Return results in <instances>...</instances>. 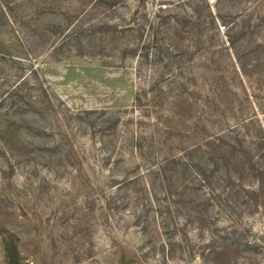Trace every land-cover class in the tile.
I'll list each match as a JSON object with an SVG mask.
<instances>
[{"label":"rangeland","instance_id":"374dc122","mask_svg":"<svg viewBox=\"0 0 264 264\" xmlns=\"http://www.w3.org/2000/svg\"><path fill=\"white\" fill-rule=\"evenodd\" d=\"M121 1L115 11L99 8L82 17L79 4L87 11L88 0H33L22 12L24 28L19 21L10 27L0 17V264H264V209L241 218L226 216L215 201L198 196L206 194L202 187L192 189V199L181 201L176 184L169 187L165 177L151 185L145 160L125 143L130 133L138 132L148 143L159 144L155 157L161 161L201 143L204 134L221 125L239 124L255 114L264 120L257 81L245 77L242 82L232 68V55L222 51L231 36L238 37L245 20L264 42V0ZM158 10L159 36L177 16L188 14L191 19L182 28L198 29L206 38L203 44L208 43L206 52H221L220 70L236 90L228 103L210 85L213 68L206 60L192 65L186 58L187 72L198 69L197 89L187 75L193 89L185 84L183 92L194 98L192 105L183 103L172 109L173 119L167 116L169 96L180 87L165 80L159 110L146 115L135 107L142 82L136 59L128 56L120 63L109 57L122 38L97 27L76 38V48L53 53V35L34 32L51 29L58 40L55 27L86 25L97 18L142 21L147 16L151 24L158 22ZM34 17L38 22H32ZM25 31L28 37L37 36L36 48L44 51L30 58L39 65L32 77L44 78L49 89L20 84L13 91L30 71ZM162 43L170 47L164 37ZM48 93L53 101L44 96ZM218 101L225 104L221 113ZM85 110L133 119L117 135L107 136L101 131V115H77Z\"/></svg>","mask_w":264,"mask_h":264},{"label":"trees","instance_id":"16d2710c","mask_svg":"<svg viewBox=\"0 0 264 264\" xmlns=\"http://www.w3.org/2000/svg\"><path fill=\"white\" fill-rule=\"evenodd\" d=\"M88 1H90V4L87 11H84L87 6L83 7L82 2L79 4L80 10H77V14L83 12L82 17L95 15L99 8H103L106 12H112L124 4L121 0ZM31 2L33 0H0V17H3L6 21L8 20L10 27L18 21L23 27L26 25L24 23L26 16L21 18L23 16L22 12ZM36 14L40 16L42 12L39 11ZM68 16L71 17L72 15ZM180 17L177 16L171 26L172 22L167 23L170 27L165 29L162 36H159V10L156 13L158 20H155L158 22L151 24H147V16H144L142 21H136L134 18L128 20L124 17L116 22H110L97 18L86 25L76 23L77 25L69 28L64 25L55 27L54 31H59L57 33L61 34V38L58 40H55L57 38L56 33L54 34L51 29H43L41 32L35 30L34 32L48 34V36L53 35V40L50 43H54L53 53H56V49L58 51L66 47L76 48V38L79 39L83 34L94 33L97 27L115 33V38H122L123 43H120L112 51L115 55L109 57H114L120 63L128 56L135 58L139 79L142 80L135 95V107L142 110L144 114L147 113L146 115H149L153 110H159V99L163 95L159 91L160 88H163L165 80L174 82L176 87L178 86L180 89L175 96H169L167 106L171 110H166L168 111L167 116L173 119L176 113L172 109L183 103L191 105L193 103L194 98L190 97L189 92H187L188 97L183 94V92H186L185 84L188 85L190 91L193 89L192 83L187 81L188 77L193 82L195 81L193 85L197 89L195 75L198 69L192 67L190 72H187L185 68L187 62H183L186 58L192 65L199 60L203 62L206 60L207 64L213 68L210 85L213 84L214 87L218 88L220 95L224 96L225 103L230 101L229 98L236 91L230 89L229 83L225 82L224 73L220 70L221 52H206L208 43L203 44V39L206 38L201 35L198 29L185 30L182 28L184 23H188L191 16L187 14ZM38 18L34 17L31 21L38 22ZM164 22H167V20H164ZM248 22L249 20L244 21V25L240 27L238 32V37L231 36L227 45L222 47V51L228 50L232 55V68L242 82L245 77L249 79L252 77L257 81L262 93L259 108L264 111V42L255 37V28H252V25ZM22 34L24 48H27L29 52L31 51V55L24 52L25 56L28 55L25 60L28 62L27 65L30 71L21 77L20 82L13 91L18 89L20 84H22V87L27 84L30 85L31 90L41 89V87L49 89V85L45 84L44 78L33 79L32 77L38 75L39 65L35 64V59L31 60L30 58L38 56L40 52L42 53L40 56L44 53L43 49L38 51L36 48L38 38L37 36L31 37L29 34V39L26 31ZM185 36H189L190 40H184ZM162 37L170 42L169 48L163 45ZM185 43L189 46H185L187 45ZM206 54L208 56H205ZM198 55L199 59L196 60ZM32 80L34 81L32 82ZM49 93L44 94L46 99H49ZM196 95L198 94L193 96L195 99ZM254 97L255 95H252L250 98ZM27 98L29 101L32 100L33 95L31 92ZM51 98L52 96H50V100ZM224 102H217L222 108L219 111L220 113L225 108ZM27 103L30 105L29 102ZM215 107L218 109L217 106ZM84 113L101 115L103 120L100 126L101 131L106 132L107 136L117 135L118 128L133 119L124 118L120 113L98 112V110L80 111L77 115L81 116ZM141 118L135 119L137 123L141 122ZM204 135L206 138L201 143L186 146L179 155H168L163 157L161 161L155 157V154L159 152V144L152 139L151 143H148L140 133L135 132L127 136L125 143L134 146L139 151L142 159L145 160L147 175L151 177V185H153L154 180L159 183V176L165 177L169 187L176 184L175 193L179 200L192 199L193 194L191 193L194 192L192 189L199 190L198 187H202L206 194L198 196L212 202L215 201L226 216L241 218L245 214H261V210L264 209V120H259L257 114L250 115L241 120L239 124H232L228 127L221 125L220 130ZM186 174L192 175V179L180 176ZM172 175L175 177L173 178ZM130 180L127 179L125 182ZM196 198L197 196H193V199Z\"/></svg>","mask_w":264,"mask_h":264}]
</instances>
